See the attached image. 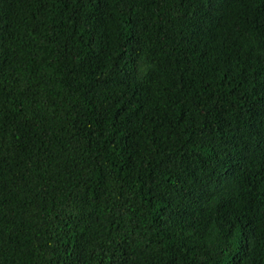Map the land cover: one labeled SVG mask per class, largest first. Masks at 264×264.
I'll use <instances>...</instances> for the list:
<instances>
[{
	"label": "trees",
	"instance_id": "obj_1",
	"mask_svg": "<svg viewBox=\"0 0 264 264\" xmlns=\"http://www.w3.org/2000/svg\"><path fill=\"white\" fill-rule=\"evenodd\" d=\"M0 264H264V0H0Z\"/></svg>",
	"mask_w": 264,
	"mask_h": 264
}]
</instances>
